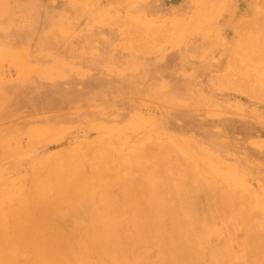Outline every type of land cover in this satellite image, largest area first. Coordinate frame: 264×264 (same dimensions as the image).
Instances as JSON below:
<instances>
[{
  "label": "rangeland",
  "instance_id": "1",
  "mask_svg": "<svg viewBox=\"0 0 264 264\" xmlns=\"http://www.w3.org/2000/svg\"><path fill=\"white\" fill-rule=\"evenodd\" d=\"M165 1L0 0V191L6 181L30 190L42 165L103 138L120 139L111 147L115 158L139 141L145 148L177 139L237 168L245 183L239 192L264 213V100L216 83L231 74L228 60L246 51L240 21L256 15L258 0H169L181 11ZM212 5L220 13L209 24ZM151 25L166 36L146 32ZM211 31L217 40L208 46ZM192 37L202 44L188 48ZM113 65L132 68L126 78L135 86L123 87L120 76L104 80ZM134 119L143 123L136 133H110ZM211 196H198L201 213ZM231 236L243 240L239 224ZM217 240L224 245L223 236Z\"/></svg>",
  "mask_w": 264,
  "mask_h": 264
},
{
  "label": "bare ground",
  "instance_id": "2",
  "mask_svg": "<svg viewBox=\"0 0 264 264\" xmlns=\"http://www.w3.org/2000/svg\"><path fill=\"white\" fill-rule=\"evenodd\" d=\"M256 7L253 18L240 21L248 34L241 37L246 51L228 60L231 74L217 76L216 83L264 100V0ZM207 13L211 24L220 10L212 5ZM152 28L146 32L160 33L159 39L165 33ZM214 32L208 46L217 40ZM185 41L188 48L202 44L198 37ZM117 67L105 69L103 79L112 84L120 76L123 87L135 86L126 78L132 68ZM100 77L95 85L103 82ZM140 125L134 119L109 131L123 138ZM115 140L103 138L85 150L70 147L39 168L28 191L24 182L6 181L0 191V264H264V213L251 195L239 192L245 183L237 168L177 139L150 140L153 146L145 148L139 141L115 158L111 147L120 139ZM210 191L209 211L201 213L196 200ZM238 224L244 238L234 250L231 231Z\"/></svg>",
  "mask_w": 264,
  "mask_h": 264
}]
</instances>
